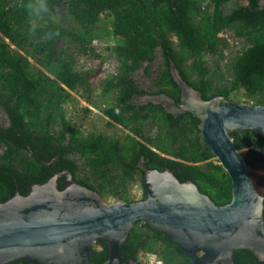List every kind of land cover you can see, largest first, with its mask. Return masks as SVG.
<instances>
[{
  "label": "trees",
  "instance_id": "obj_1",
  "mask_svg": "<svg viewBox=\"0 0 264 264\" xmlns=\"http://www.w3.org/2000/svg\"><path fill=\"white\" fill-rule=\"evenodd\" d=\"M241 1L0 0V108L8 122L0 126V203L15 190L24 195L29 184L44 182L50 168L69 170L75 182L103 198L133 201L126 197L124 182L134 180L129 168L140 156L152 162L149 167H167L180 182L192 181L215 204L229 202L230 178L211 160L214 156L202 142L198 119L190 113L173 116L161 105H139L131 99L133 94L164 93L179 102V88L169 73L170 59L203 99L221 95L240 102L242 96L246 102L264 105V5L259 8L258 0ZM59 12L67 23L56 17ZM101 15L111 18L105 33L121 39L110 48L117 72L101 83L107 102L101 111L107 124L128 130L121 140L101 133L84 135L66 117L64 107L73 99L70 91H91L86 72L76 70L75 63L79 52L95 55L92 43L102 36L96 30ZM225 30L244 46L222 67L219 63L229 47L220 36ZM157 50L164 62L153 81L155 89L144 90L136 85L133 73L153 62ZM207 56L217 57L213 68L207 65ZM239 91L241 96L236 95ZM146 125L156 128L154 136L145 134ZM232 136L237 150L246 149L247 168L257 152L264 153L262 136L250 130H235ZM144 142L152 147L159 144L157 150L177 159L160 156ZM54 157L49 166L39 161ZM77 158L83 160L84 177L78 175ZM57 183L62 189L60 178ZM119 250L137 261L143 251L158 255L163 264H192L161 231L141 221L135 222ZM107 256L102 241L89 250L93 262L101 263ZM232 259L233 264H264L244 249L234 250ZM6 264L28 263L16 259Z\"/></svg>",
  "mask_w": 264,
  "mask_h": 264
},
{
  "label": "water",
  "instance_id": "obj_2",
  "mask_svg": "<svg viewBox=\"0 0 264 264\" xmlns=\"http://www.w3.org/2000/svg\"><path fill=\"white\" fill-rule=\"evenodd\" d=\"M263 5L258 0L259 8ZM168 68L179 88V102L158 93L141 95L139 104L161 105L173 116L190 113L198 119L204 146L230 178L229 202L215 204L192 181L180 182L169 169L150 170L141 163L143 198L114 196L104 202L96 191L75 182L69 170L50 168L44 182L29 184L24 195L15 190L0 203V264L16 259L28 264H139L119 250L137 221L161 231L192 264H233V251L240 249L264 263V197L232 136L235 130H250L264 138V105L221 95L203 99L170 59ZM54 160L39 159L46 166ZM97 240L108 249L101 263L89 258Z\"/></svg>",
  "mask_w": 264,
  "mask_h": 264
},
{
  "label": "rangeland",
  "instance_id": "obj_3",
  "mask_svg": "<svg viewBox=\"0 0 264 264\" xmlns=\"http://www.w3.org/2000/svg\"><path fill=\"white\" fill-rule=\"evenodd\" d=\"M242 3V2H241ZM232 4H229L231 6ZM58 18L67 23L68 20L65 19V14L62 12ZM111 22V18L109 16L101 15V20L96 26V30L99 31L102 36L97 37L92 45L94 47L95 55L87 54V53H77V59L75 63V69L86 72V76L89 79L91 91L85 92L84 90L70 91L71 97L73 98L69 103L65 104L66 117L76 126L79 127L81 132L84 135L90 134H104L108 137H116L118 139H122L124 133L126 132L123 127L112 124L109 126L107 124V117H105L101 111L104 105L107 104L105 97L101 93V83L104 78H106L109 74H115L117 72L118 62L114 55L111 53L110 48L115 42L121 41L120 37H112L109 34L105 33L106 28L110 30L109 25ZM220 36H223L227 39L229 47L224 50L225 58L220 61V65L223 67L224 63L228 61V59L234 55L236 50L241 49L244 44L243 42L237 40L232 36L229 31H223L220 33ZM57 46H62L61 41H57ZM217 59L216 56H207L205 60L207 65L211 68L214 67V61ZM31 64L34 65V62L30 59ZM161 67V59L156 51L154 61L147 64H142L141 68L133 73V79L136 85L144 90H154L153 81L158 76L159 69ZM213 74V73H212ZM216 76H214L215 78ZM237 96L242 95V91H239ZM89 98L90 102L86 100ZM95 102L98 106H93L91 102ZM247 100L241 96V101L243 103H251L246 102ZM84 108H87L85 110ZM7 118L4 112L0 108V126L7 125ZM56 126L53 129H57ZM52 129V130H53ZM145 134H149L151 136L155 135L156 128H150L147 125L145 126ZM154 147L160 148L159 144L153 145ZM1 151V150H0ZM160 151V150H159ZM241 155H245L246 149L239 150ZM162 155V152L160 151ZM213 163H217V159L214 157L211 159ZM79 171V177H84V172L86 169L83 167V160L80 158L76 159ZM248 175L252 180V183L256 190L263 195L264 194V153L257 152V157L250 164L247 169ZM142 191L140 190L139 185L136 181H132L127 184L126 197L128 199H132L133 201H137L141 198ZM104 202H110L111 197H102ZM138 262L140 264H163L164 260H162L158 255L148 253V252H139L138 254Z\"/></svg>",
  "mask_w": 264,
  "mask_h": 264
},
{
  "label": "flooded vegetation",
  "instance_id": "obj_4",
  "mask_svg": "<svg viewBox=\"0 0 264 264\" xmlns=\"http://www.w3.org/2000/svg\"><path fill=\"white\" fill-rule=\"evenodd\" d=\"M242 2V4L244 3V0H242L241 1ZM230 3H228L227 5H229ZM61 12H59L58 14H56V17H58L59 15H61L60 14ZM226 31V30H225ZM170 39H171V41L173 42V44H174V46L176 45V42H177V38L175 37V35H172V36H170ZM6 41H8V39H6ZM176 47V46H175ZM158 51V54H159V56H160V59H161V65H163V62H164V59H163V56H162V52L160 51V50H157ZM158 77V76H157ZM141 96V95H140ZM140 96H138V97H136V96H134V94H133V96H132V102H135L136 104H139V98H140ZM140 105V104H139ZM118 125V124H117ZM120 126V125H119ZM126 132H128V130L127 129H124ZM139 139V138H138ZM145 143V142H144ZM150 149H152V150H154L155 152H157L160 156H164V157H168V158H171V159H177V158H175V157H173V156H170L169 154H167V153H163L162 152V155L160 154V151L159 150H157L155 147H152L151 145H149V144H147V143H145ZM140 163H141V166H144V167H146L147 169H150V170H153V169H155V170H159V166L160 167H162V169H160L159 171H162V170H164V169H168L167 167H165V166H161L160 164L159 165H156V167H149V165L150 164H152V162L151 161H149L148 159H145L144 157H142V156H140V158L138 159V160H136V162L134 163V164H132V166L129 168V170L131 171V172H133L132 174H133V176H134V180L133 181H136L137 182V184L139 185V187H140V190L142 191V195H141V198L139 199V200H141L142 198H143V183H142V176H143V172H142V170H141V168H140ZM149 164V165H148ZM132 182V180H130V179H128V180H126L125 182H124V184H125V186H127V184L128 183H131ZM139 264H140V262H139Z\"/></svg>",
  "mask_w": 264,
  "mask_h": 264
}]
</instances>
